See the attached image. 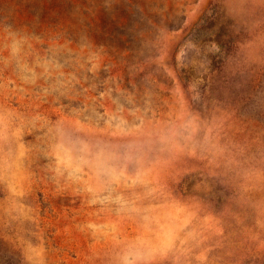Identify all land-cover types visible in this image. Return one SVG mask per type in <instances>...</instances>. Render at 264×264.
<instances>
[{"label": "rangeland", "instance_id": "1", "mask_svg": "<svg viewBox=\"0 0 264 264\" xmlns=\"http://www.w3.org/2000/svg\"><path fill=\"white\" fill-rule=\"evenodd\" d=\"M0 264H264V0H0Z\"/></svg>", "mask_w": 264, "mask_h": 264}]
</instances>
